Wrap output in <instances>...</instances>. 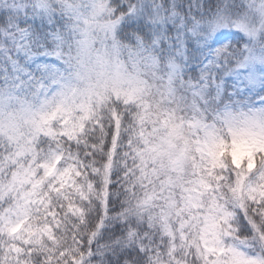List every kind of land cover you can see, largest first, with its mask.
<instances>
[{"label":"trees","instance_id":"obj_1","mask_svg":"<svg viewBox=\"0 0 264 264\" xmlns=\"http://www.w3.org/2000/svg\"><path fill=\"white\" fill-rule=\"evenodd\" d=\"M249 1L108 0V16L117 25L112 58L131 61L140 70V80L135 86L141 82L142 86L139 90L133 86L129 92L120 91L118 96L107 95L103 112L102 106L97 111H92V107V112H88V104L82 111L83 116H87L84 120L83 117L77 118L80 113V98L74 87L77 78L65 77L66 66L60 59V56L69 58L73 55L75 44L79 42L74 39L67 44L75 35L71 31L76 17L66 0H45L46 6L42 10L39 0H0V154L6 148L7 139L14 142L22 140L20 147L22 151L27 150L22 146L28 128L26 125H29L30 136L36 138L33 147L42 161H51L56 155L58 140L60 145H64L61 152L71 149L72 159H76L78 154L89 169L102 166V174H93L92 181L88 183L91 199L85 204L82 235L90 239V244L84 253L79 248L74 249L83 255L86 264H114L119 254L129 250L133 242L144 256L142 264H156L161 249L166 251V244L162 242L167 238L162 228L170 231L168 217L175 212L168 211L175 200L169 194L173 188H184L189 174L195 172L191 188H184V191L187 190L185 198L190 197V203H196L198 195L194 200L191 193L199 194L210 188L201 169H206L207 175H212V168L222 166L220 157L226 151L230 152L233 164L239 166L247 157V167L253 168L255 151L240 161H234V142L230 148L223 142H216V137L221 133L230 135L222 120L207 122L210 128L204 134L194 131L190 124L195 115L207 121L215 112L212 109L227 99L236 98L244 103H252L260 92H264V14L258 15L252 11L248 6ZM233 19L243 23L245 30L250 29L252 36L238 32L228 55L232 57L238 53L239 61L244 54L252 51L257 57L254 60L255 71L261 88L257 91V88L239 83L235 77L234 80L228 79L224 68H219L214 71L217 79L209 78L210 87L196 94L193 83L199 80L198 68L209 45L207 37L210 25L218 21L232 23ZM102 39L101 34L98 35L94 45L98 46ZM63 47L69 52L62 50ZM89 55L93 56L90 51L86 56ZM180 66L183 67L181 76L177 73ZM43 67L55 71L63 79L51 95L43 93L42 88L47 86L44 78L46 72H41ZM175 67L177 71L172 76ZM13 86L23 91L20 100L15 95L13 97L15 90H7ZM114 100H120L123 104H113ZM129 104L135 105V109L125 106ZM16 105L19 108L16 109ZM114 109L120 114L117 118L111 115L109 119L107 112L116 113ZM37 112H40L42 121L30 126L32 121L28 122L27 117ZM99 116L106 121L102 133H105L108 142L96 133L89 138L88 145L83 141L77 144L76 133L83 130L86 121ZM61 117L67 125L62 131L70 137L67 144L57 136V132L61 131L59 127L55 128V134L50 133L54 130L51 122ZM113 123H116V128L110 132L108 126ZM114 133L118 137L113 146L114 159L111 160V146L108 145L112 144L110 140ZM102 142L105 145H101ZM97 143L105 146L106 156L99 153L102 148L98 147L95 155L88 158L89 146ZM108 156L110 159L107 161ZM216 157V165H213ZM125 159L132 175L124 186L121 178ZM152 159L155 160L149 161ZM109 167L112 178L108 181ZM53 171L54 165L45 175ZM216 179L219 180V177ZM260 182L258 172L249 174L246 181L248 188L256 187ZM239 187L240 184H237L235 195L231 191L221 193L226 204L231 205L228 211L231 213L232 237L227 243L229 247L225 259H220L223 253L209 251L217 257L213 264H241L239 255L247 251L243 243L252 242L253 239H250L254 235L256 240L252 243L254 245L249 243L248 251L255 253L254 257L264 264V245L257 241L260 233L264 238V213L249 209L250 201L244 202ZM248 195L251 196L250 193ZM215 211L216 208L214 214ZM153 225L162 228L158 231ZM45 229L51 239V229L46 225ZM60 241L64 242L65 237L61 236ZM144 249H148L147 253L143 252ZM153 249H156V254H153ZM75 259L78 264L79 256ZM124 264L130 262L125 258Z\"/></svg>","mask_w":264,"mask_h":264},{"label":"snow or ice","instance_id":"obj_2","mask_svg":"<svg viewBox=\"0 0 264 264\" xmlns=\"http://www.w3.org/2000/svg\"><path fill=\"white\" fill-rule=\"evenodd\" d=\"M259 9H264V0H260ZM121 103L123 104L120 100L113 101V104ZM125 106L134 109L136 107L131 104ZM114 110L119 116V111ZM107 114L111 119V111ZM105 123L102 116L86 121L83 130L76 133V143L83 141L88 145L89 138L95 136L97 132L102 133ZM66 126L62 117L51 122L52 128L59 127L61 131L57 132V136L67 144L70 137L62 131ZM108 127L111 132L116 128V123ZM246 138L243 135L237 136L238 141ZM35 139L34 137L28 144V150L23 151L20 147L21 142L7 139L6 148L3 154H0V264H76L75 258L78 256L79 264H86L83 255L81 256L74 249L79 248L84 253L90 244V239L82 235L85 204L91 199L88 183L92 181L93 174L96 176L102 174V166L89 169V166L80 160L78 154L76 159H72L71 149L61 152L64 145H60L58 140L56 155L51 161L44 162L33 147ZM232 139L231 135L221 133L216 137V142H223L230 148ZM127 146L130 147L128 144ZM89 147L88 158H91L95 155L99 143ZM108 159L109 156L106 157L107 161ZM113 159L114 157L111 156V160ZM220 159L223 164L212 168V175H207V170L201 169L210 188L199 194L191 193L194 200L198 195V200H195L196 207L185 204L187 193L184 191V188H191L192 178L196 176L195 172L189 174L184 188H173L169 193L176 200L179 213L173 212L168 217L170 231L159 225H153L158 231L162 228L167 238L162 242L166 244V251L161 249L156 264H213L217 261V257L206 250L209 245L206 239H202V229L206 224V215L212 211L210 205L214 203L217 227L211 246L229 247L226 240L232 236L231 213L228 211L231 205L226 204L221 193L227 194L231 191L235 195L234 189L237 184H240L239 191L243 194L244 202L250 201L249 209L264 213V195H261L264 192V150L253 153L254 166L251 169L247 167V157L239 166L232 163L230 152L226 151ZM124 161L121 179L125 186L129 183L132 173L127 169L126 159ZM53 165L52 174L45 175ZM110 169L111 167L107 172L108 181L112 178ZM257 172L260 174L261 182L256 187L248 188L246 181L249 174L254 175ZM21 174L32 175L27 183H18L14 177ZM216 177H219V180ZM36 181H39V186L34 190L33 184ZM165 191L168 192L167 189ZM77 209L80 211L77 212ZM81 217L84 219L82 220ZM45 225L51 229V239ZM61 236L65 237L64 242L60 241ZM147 251L148 249L143 250L144 253ZM152 251L156 254V249ZM125 258L130 264H142L144 256L141 249L133 242L129 250L119 254L114 264H124ZM225 258V256L220 257L221 260Z\"/></svg>","mask_w":264,"mask_h":264},{"label":"rangeland","instance_id":"obj_3","mask_svg":"<svg viewBox=\"0 0 264 264\" xmlns=\"http://www.w3.org/2000/svg\"><path fill=\"white\" fill-rule=\"evenodd\" d=\"M45 0H39V7L44 8L46 4L44 3ZM91 2V4L88 5V12L91 14L90 16L88 13H86L83 9L82 4H80V0H70V3L74 7L75 12L77 14V21L79 23H76L74 27L80 26L81 24H84L83 32L81 33L82 39L79 41V45L76 48V56L74 59H69L67 62V69L71 72L73 77H76L77 80L80 82L86 84L84 87V91L82 94H79L80 103L78 104V108L80 113L77 114V118L83 117L84 120L87 118V116H83L82 111L86 108V106L89 104L88 112H92L94 110H99L102 106V112L106 109L105 108V102L107 99L105 97L109 94L113 96H118L120 91L123 92V90H127V87L129 89V85L132 87L133 85L138 82V73L135 74L131 70V68L126 64L123 63L122 65H115V61H113L114 58H112V55L115 53V50H112L114 48V39L116 34V23L110 21V19H107L106 9L108 0H81V3H88ZM217 4H220V2H217ZM260 0H250L248 3V6L252 11H256L258 15L264 14V9H259ZM255 9V10H254ZM84 15L86 17H84ZM88 16V20H87ZM105 16V17H104ZM263 23H264V16ZM211 26V25H210ZM230 25H213L211 26L210 30L213 32V30L224 29L220 32H217V35H221V38L219 39V42L226 43L229 41L231 36V30L229 28H226ZM236 29V24L231 25ZM221 27V28H220ZM233 29V30H234ZM246 34H249L250 30H244ZM101 34L103 37V41L99 43V45H94V41L97 40L98 35ZM78 36V35H77ZM92 47L94 48V52L92 51ZM20 50V48L18 49ZM90 51L93 56L87 57V52ZM212 54L210 53L206 59L203 61V65L201 68L202 76L203 78H206L208 76V68L211 63ZM108 64L107 65H105ZM74 70L78 72L77 76L74 73ZM176 70H173L172 76L176 73ZM183 70L180 68L177 73H180L179 76H181ZM142 86L141 84L134 86L138 87V90ZM131 88V89H133ZM135 90V89H134ZM131 91V90H130ZM91 104V105H90ZM104 105V106H103ZM93 107V110L91 111ZM19 108V106L16 105V109ZM11 111V109H9ZM20 110V109H19ZM96 110V111H97ZM40 112L33 113L32 117H27L28 122H31L32 126L33 124L37 125L38 122H41L42 119L39 116ZM113 118H117L116 113L111 114ZM234 121L230 123L231 127V136L235 143V149L233 151V159L234 161L240 160L242 157L247 156L248 154H251L253 151H256L258 149H264V135H261V133H264V123L259 122L256 120V116H251L246 113H236L233 115ZM90 118V116H89ZM117 121V120H116ZM79 123V122H78ZM151 124V123H150ZM201 123L196 121L194 123L195 127H198ZM28 128H26L25 131V141L23 142V146L28 150V144L30 143V140L33 138L30 136L29 132V125ZM37 129V128H36ZM53 133V132H50ZM97 134H100L102 140L105 142H108V138L105 140V133L97 132ZM238 135H243L247 137L246 139L237 140ZM118 137L117 133H114L111 146L109 147V156H113V149L115 146V141ZM20 145L22 144V140H20ZM101 145H105L104 142H102ZM99 145L100 148H102L101 153L104 157L106 156L105 152V146ZM112 152V153H111ZM214 154H211L213 156ZM110 159V158H109ZM167 159V156H166ZM217 157L215 158L213 165L217 162ZM155 159L149 160L154 161ZM157 160V159H156ZM160 164V161H157ZM179 164V163H178ZM154 165V164H151ZM150 165V166H151ZM177 165V164H176ZM179 168V167H178ZM32 174H29L28 176L19 175L15 176L14 178L17 180L18 183H27L30 179V176ZM162 182H160L161 184ZM39 186V181L34 182L33 189H37ZM104 194V193H103ZM217 227V220L215 217V214H213L210 218V221L208 223V227L206 228L207 232L212 233L211 239L202 237V239H206L208 242H213L215 239V231ZM207 233V234H209ZM252 237L251 239H253ZM250 239V240H251ZM256 239H253L251 243H253ZM257 241L259 240V237L257 238ZM212 243H210L209 249H212L213 246H211ZM254 245V244H252ZM219 249V247H217ZM240 263L241 264H262L258 260V258L254 257L252 254H248L246 252H242L240 254ZM79 264V263H78Z\"/></svg>","mask_w":264,"mask_h":264}]
</instances>
